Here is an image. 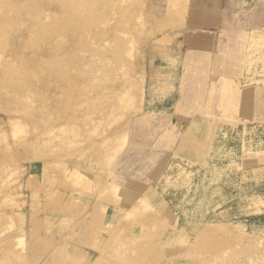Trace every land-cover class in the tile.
Instances as JSON below:
<instances>
[{
  "label": "rangeland",
  "instance_id": "rangeland-1",
  "mask_svg": "<svg viewBox=\"0 0 264 264\" xmlns=\"http://www.w3.org/2000/svg\"><path fill=\"white\" fill-rule=\"evenodd\" d=\"M195 3L0 0V264H264V32L260 108L180 148Z\"/></svg>",
  "mask_w": 264,
  "mask_h": 264
},
{
  "label": "crops",
  "instance_id": "crops-1",
  "mask_svg": "<svg viewBox=\"0 0 264 264\" xmlns=\"http://www.w3.org/2000/svg\"><path fill=\"white\" fill-rule=\"evenodd\" d=\"M196 3L195 12L213 14L208 22L191 23V34L184 41L185 51L179 58L177 75L180 78L174 108L180 116L170 121L182 125L180 148L199 147L192 134L198 125L209 123L212 118L213 121L231 122L232 117H236L245 121L254 115L255 108H260V89H242L238 82L246 77L245 62L252 33L264 32V0H202ZM233 90L242 92L237 98V115L231 110ZM185 110L191 113V118H185ZM186 124L189 125L187 130Z\"/></svg>",
  "mask_w": 264,
  "mask_h": 264
},
{
  "label": "bare ground",
  "instance_id": "bare-ground-1",
  "mask_svg": "<svg viewBox=\"0 0 264 264\" xmlns=\"http://www.w3.org/2000/svg\"><path fill=\"white\" fill-rule=\"evenodd\" d=\"M133 79V78H132ZM94 81V80H93ZM109 82V81H108ZM111 82V81H110ZM106 83V82H105ZM108 84V83H107ZM105 86V85H104ZM122 87V86H121ZM106 88V87H105ZM110 88V87H109ZM108 89V88H107ZM111 89V88H110ZM98 90V89H97ZM105 90V89H104ZM122 90V89H121ZM120 91V90H119ZM110 92H111V90H110ZM102 93H104V91L102 92ZM108 93V92H107ZM120 93H121V91H120ZM99 94V93H98ZM96 95V96H99V95ZM109 94V93H108ZM110 95V94H109ZM101 96V95H100ZM106 97V96H105ZM113 97V96H112ZM89 98V97H88ZM96 98V97H95ZM110 98V97H109ZM108 98V99H109ZM121 98V97H120ZM97 99V98H96ZM91 100H92V98H91ZM94 100V99H93ZM96 101V100H95ZM114 101V100H113ZM97 103V102H96ZM102 104V103H101ZM101 104H99V105H101ZM107 104V103H106ZM115 104V103H114ZM105 106V105H104ZM102 107H103V105H102ZM110 107V106H109ZM112 107V106H111ZM101 108V107H100ZM106 108V107H105ZM108 108V107H107ZM104 110V109H103ZM103 110H101V111H103ZM106 111V110H105ZM113 112H114V110H113ZM111 118L113 119V117H112V113H111ZM113 120H115V119H113ZM116 121V120H115ZM91 123V122H90ZM96 124V123H95ZM110 124V123H109ZM114 124V123H113ZM112 128H114V127H112ZM111 128V129H112ZM101 130V129H100ZM122 131H124V130H122ZM111 132H113V131H111ZM122 133V132H121ZM86 137V136H85ZM116 138H117V136L116 135H110V136H107V137H105L103 140H102V142L100 143V144H102V146L105 148V147H110L115 141H116ZM85 140V139H84ZM118 141V140H117ZM100 147V146H99ZM95 148V147H94ZM98 166V165H97ZM79 168V167H78ZM81 168V167H80ZM83 169V168H82ZM96 177V176H95ZM100 177V176H99ZM94 181V180H93ZM90 184V183H89ZM92 186V185H91ZM103 192V191H102ZM113 200V199H112ZM115 200V199H114ZM117 203H120V202H117Z\"/></svg>",
  "mask_w": 264,
  "mask_h": 264
}]
</instances>
